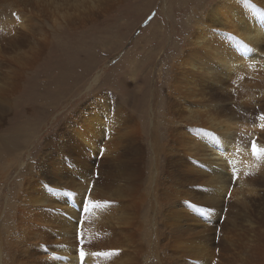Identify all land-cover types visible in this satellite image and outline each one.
<instances>
[{"label":"rangeland","instance_id":"1","mask_svg":"<svg viewBox=\"0 0 264 264\" xmlns=\"http://www.w3.org/2000/svg\"><path fill=\"white\" fill-rule=\"evenodd\" d=\"M216 1L108 0L96 5L91 0H0V30L7 19L18 22L23 18L26 24L32 23L35 27L33 32H29L30 40L16 44L6 42L8 36L5 33L8 30L0 33V60L11 64L0 74V79L13 83L18 80L20 84L0 104V117H5L0 136L6 143L13 144L10 150L4 146L3 140L0 141V188L4 192L20 188L26 181L35 179L36 171L49 172L54 176L52 166L48 170L43 169V164H49L53 159H49L45 148L42 163L36 165L38 161L32 159L43 151L41 145L54 129V124H61L62 116L68 112L85 109L87 114L90 108L98 112L99 105L103 104L108 120L114 114L121 122L128 116L132 117L136 135H122L113 129L109 133L102 131L98 144L100 156L81 174L87 182L93 183L94 179L102 177L109 178L111 183L100 184L99 190L88 189L79 193L84 181L80 180L82 177H75L71 193L76 201L73 209L79 212L76 221L86 216L92 222L100 216V225L108 226L110 218L130 220L132 228L124 237L118 236L116 248L124 251L136 264L147 261L177 264L173 263L175 257L186 259L196 256L204 257L208 264H264V223L258 222L261 213H256L258 209L249 203L241 207L224 204V201H233L230 193L237 188L236 183L231 181L227 188L230 192L226 191L228 193L222 195L223 199H218L221 203L220 218L213 220L211 217L212 222L208 221L209 204L198 196L204 190L211 192L215 185L224 182L204 161V156L200 157L198 150L202 148L192 142V137H169L171 125L177 126L182 121V106L187 107L182 116L194 126L209 129L218 124L220 127V118L230 112V106L245 103L242 109L234 107L233 110L237 111L229 116L237 119L240 115L242 118L252 99V104L256 105V97L252 96L259 95L264 87V62L261 61L264 60V44L262 39H258L254 41L259 42L256 47L260 49L257 56H260L258 61L261 64L256 59L251 65L233 72L234 84L228 85L227 93L224 86L218 84L211 98L213 93L207 86L202 87V96L210 99L207 107L203 105V100H199V90L196 91L198 100L166 93V85L175 84L170 81L171 65L184 48V40L192 34L195 20L206 16ZM252 2L258 4L261 0ZM72 6H79L78 11L84 13L93 10L82 24L68 26L63 13L67 10L71 12ZM236 7L243 12L240 4ZM11 11L14 12L10 14ZM23 60H28L32 66L18 70L15 65ZM179 61L176 60L172 67H178ZM62 78L68 81L65 97L51 101L44 94L42 98L44 110L49 114L44 118L48 124L41 132L32 134V140L7 135L15 111L21 109L20 96L29 106L27 108L35 111L33 102L23 97L29 85L42 81L46 91L59 86L58 81ZM187 83L184 80L178 83L185 94H189ZM258 85H261L260 88H256ZM179 104L182 106L177 113ZM192 111L195 115H190ZM166 120L172 121L164 127ZM190 127L185 129L188 131ZM238 134L235 139L243 141L241 137L246 133L239 131ZM135 140L143 146L141 157H133L129 151ZM46 143L47 149L54 145L50 140ZM101 159L105 163L99 164ZM261 160L256 163L262 171L264 157ZM72 169L77 170L75 167ZM132 178L135 179V189L128 187L129 190H123L122 186ZM213 179L217 183H211ZM250 182L264 188V175L255 172ZM42 186L44 189L36 184L34 189L45 191L51 198H55L54 192H65L63 186L57 187L58 190L45 182ZM261 196L258 195V201ZM84 197L92 202L87 204V211L84 210L87 203ZM3 199L0 198V212L4 207ZM211 203L213 205V201ZM92 208H96L97 213L91 212ZM224 221L229 223H223L224 226ZM21 250L13 249L11 253L17 254ZM157 256L163 259L158 262Z\"/></svg>","mask_w":264,"mask_h":264},{"label":"bare ground","instance_id":"2","mask_svg":"<svg viewBox=\"0 0 264 264\" xmlns=\"http://www.w3.org/2000/svg\"><path fill=\"white\" fill-rule=\"evenodd\" d=\"M91 1L92 4L97 5L99 3L103 4V2L107 3L108 0H103V2L101 0ZM252 1L217 0L212 7L210 6L211 9L208 10L206 16L195 20L192 34L184 40V48L171 65L169 76L172 78L170 81L175 82V84L166 85V93L169 96L179 94L184 99H191L190 97L197 99L196 91L199 90V100H203V105L207 107L210 99H205L202 96V87L207 86V89L213 93L210 95L211 98L214 97L218 84H222L224 91L227 93L228 85L232 86L234 84L235 79L234 76L232 78V73L251 65L256 59L257 61L260 60V56H257L260 49L256 47L259 42L254 40L262 39L264 44V0H261L258 4ZM238 4L243 7V12L236 7ZM78 7L72 6L73 10L71 12L67 10L63 13L68 26L79 25L93 10L90 9L84 13L78 11ZM87 7L89 8V4ZM13 12L11 11L10 14ZM34 29L33 24H26L23 18H20L18 22L7 19L1 24L0 33L8 30L5 33L8 36L6 42L16 44L30 40L29 32H33ZM176 60H180L178 67H172ZM261 61L264 62V60ZM261 61H258L259 64H261ZM10 66L11 64L8 61L0 60V74ZM31 66L32 63L28 60H23L15 65L18 70H24ZM237 74L235 75L237 76ZM179 80L188 82L186 89L189 94H185V90L179 89ZM67 82L66 79L62 78V81H58L59 86L55 89L48 88L46 91L42 87V81L31 83L28 90L23 93V97L26 101L33 102L35 111H32L31 108L28 109L29 106L22 101L20 96L21 109L15 111L12 124L8 128L9 133L6 132V134L19 135L26 140L29 138L32 140V134L41 132L42 128L48 124L44 119L49 114L48 111L45 112L43 107L42 98H44V94H47L51 101L63 99L65 97L64 91L68 85ZM17 84L20 86L18 80L13 83V81L0 79V104L4 102L5 98L12 95ZM259 86L261 85L256 86V88H260ZM59 90H61L60 93ZM234 90L236 91V89ZM257 94L252 96L256 97V105L252 104V99L247 113L242 118L239 117L240 115L237 119L229 116L237 111L233 110L234 107L242 109L245 103L230 106V112L220 118V127L218 124L209 129L194 126L191 121L182 116V113L187 112L186 106L179 104L176 109L178 113L182 106L184 110L180 114L182 121L177 126L175 124L171 125L169 137L176 138L179 135L192 137V142L196 143L198 148H202L198 150L200 157L204 156V161L221 176L224 182V184L215 185L217 187L214 186L211 192L204 190L198 196L206 204H209L207 213L210 216H206V219H209L208 221L211 217H213V220L220 218L219 206L221 203L218 199H223L222 195L225 196V193H228L226 191H229L227 189L229 183L234 181L233 183H236L237 188L230 193L233 201L223 200L224 204L231 207H241L247 203L254 205L258 209L256 213H261L258 222L264 223V188L262 187V190L260 188L262 185H255L250 182L255 172H261L264 175V169L261 171L256 163L257 160L261 162L264 157V151H260L264 150V128L260 127L264 124V120L259 118L261 116L264 87L259 91V95ZM235 99L237 100V98ZM189 105L191 104L189 103ZM26 110L28 113H26ZM105 110L106 107L104 108L103 104L99 105L98 112L90 108V111L86 114L85 109H80L79 111L76 110L75 113L68 112L62 116L63 122L61 124L53 123L54 129L46 137V141H43L44 144L41 145L43 151L38 156L36 154V157L32 159L35 160H33L34 162L38 161L36 165L42 163L43 152L46 150L49 159H51L50 157L53 159L51 163L43 164V169L48 170L52 166L54 176L49 172L36 171L35 179L26 181L25 185L22 184L20 188H10L6 192L2 187L0 188V198H4V207L0 212V264H136L124 251L116 248L119 243L118 236L124 237L132 228L130 220L120 221L110 218L107 222L108 226L100 225V216L92 222L86 216L76 221L79 212L73 209L72 206L76 204L74 194L71 193L75 177H82L80 180L84 181L82 182L83 189L78 190L79 193L86 192L88 189L99 190L98 186L100 184L111 183L109 178L102 177L94 179L93 183L87 182L85 181L86 177L81 174L88 164H91L100 156L98 154L100 145L98 144L102 131L109 133L113 129L122 135H136V125L133 123L132 117L128 116V119L121 122L120 118L114 114L108 120V118L106 119ZM240 111L246 112L244 110ZM190 115H195V111H192ZM28 120L31 122L29 123ZM4 121L5 117H0V127ZM170 121L172 120H166L163 126L166 127ZM186 126H192V128L190 127L187 131ZM203 131L205 132L201 133ZM239 131L246 133L245 136L241 137L243 141L235 139V135H239ZM1 140H3L2 136H0ZM48 140L54 144L50 149H47L48 144L46 142ZM253 141L257 148L256 154L253 153ZM3 142L7 149H13L12 143H6L4 140ZM129 151H131L133 157H141L143 146L135 140ZM60 156H66V158L61 159ZM98 162L99 164L105 163V160L101 159ZM82 164L84 165L82 166ZM73 167L77 170L73 171ZM134 181L135 179H130L122 186V189L129 190L130 188V190H134ZM44 182L54 186V188L63 186L65 192L62 191L63 193L60 194L54 192L55 198H51L43 190L37 192L34 185L37 184L44 189V186H42ZM210 182L215 184L217 180L213 179ZM54 188L51 187L52 190H55ZM258 195H262L260 201H258ZM94 211L97 213L96 208L91 209V212ZM240 222L244 221L240 220ZM223 223L227 224L229 222L224 221ZM78 230L82 236L83 244L77 237ZM111 239L113 240L111 241ZM81 246H83L86 253L83 261L79 257ZM155 246L156 241L154 240L153 247ZM77 247H79L78 251ZM18 248H22V250L17 254L11 253L13 249ZM111 250L118 251L116 254L109 256L103 254L109 253ZM162 259V256H157L158 262ZM180 259L175 257L173 263L208 264L202 256L186 259L180 257ZM144 264L156 263L147 261Z\"/></svg>","mask_w":264,"mask_h":264},{"label":"snow or ice","instance_id":"3","mask_svg":"<svg viewBox=\"0 0 264 264\" xmlns=\"http://www.w3.org/2000/svg\"><path fill=\"white\" fill-rule=\"evenodd\" d=\"M259 118H260L261 120H264V113H262L261 116H260ZM260 127H261V128H264V124L260 125ZM252 146H253V153L256 154V152H257V148H256V144H255L254 141H253V145H252ZM260 151H264V150H260ZM83 199L87 202V203H85V205H84V210L87 211V210H88L87 204H88V203H92V202L87 201V197H84ZM77 237H78V239L81 240V244H83L82 236H81L79 230H78V232H77ZM117 251H118V250H111V252H109V253H103V254H104V255L116 254ZM85 255H86V253H85L84 250H83V246H81V248H80V250H79V257H80V260H81V261L84 260Z\"/></svg>","mask_w":264,"mask_h":264}]
</instances>
